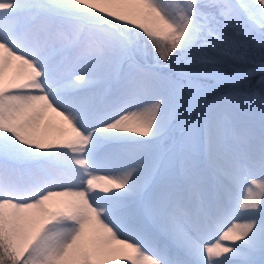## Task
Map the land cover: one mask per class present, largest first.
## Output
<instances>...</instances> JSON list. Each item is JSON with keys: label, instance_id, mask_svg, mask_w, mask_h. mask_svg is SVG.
Segmentation results:
<instances>
[{"label": "snow or ice", "instance_id": "obj_1", "mask_svg": "<svg viewBox=\"0 0 264 264\" xmlns=\"http://www.w3.org/2000/svg\"><path fill=\"white\" fill-rule=\"evenodd\" d=\"M0 264H264V0H0Z\"/></svg>", "mask_w": 264, "mask_h": 264}, {"label": "bare ground", "instance_id": "obj_2", "mask_svg": "<svg viewBox=\"0 0 264 264\" xmlns=\"http://www.w3.org/2000/svg\"><path fill=\"white\" fill-rule=\"evenodd\" d=\"M118 7V6H116ZM59 124V119L58 118H55L53 117L51 122H50V125H49V128H50V131L53 133V135H56V128H57V125ZM105 173H101V175H103ZM246 194V193H245Z\"/></svg>", "mask_w": 264, "mask_h": 264}, {"label": "rangeland", "instance_id": "obj_3", "mask_svg": "<svg viewBox=\"0 0 264 264\" xmlns=\"http://www.w3.org/2000/svg\"><path fill=\"white\" fill-rule=\"evenodd\" d=\"M101 174V173H100Z\"/></svg>", "mask_w": 264, "mask_h": 264}]
</instances>
